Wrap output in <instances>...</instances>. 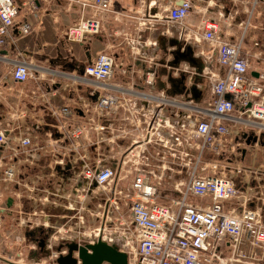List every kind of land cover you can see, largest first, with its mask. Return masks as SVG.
Returning a JSON list of instances; mask_svg holds the SVG:
<instances>
[{"label": "crops", "instance_id": "obj_1", "mask_svg": "<svg viewBox=\"0 0 264 264\" xmlns=\"http://www.w3.org/2000/svg\"><path fill=\"white\" fill-rule=\"evenodd\" d=\"M30 1L13 0L19 10L17 20L30 23L31 32L22 36L16 34L12 42L0 47V129L8 137L5 146L0 148V183L3 184L0 196L7 193L4 200L6 204L7 199L12 198L7 215L3 216L4 223L10 222L11 231L6 242L7 254L0 255L1 264H34L38 260L48 264L50 260L47 256L52 249L50 244L53 248L61 244L60 240L52 244V238H48L50 228L59 231L80 228L83 216L87 215L84 213L88 206L86 202L79 217L76 213L78 210L70 207L71 201L75 202L79 196L83 198L87 195L93 200L92 207L88 206L86 211L91 218L95 217L94 213H99L104 195H97L87 188L81 175L82 166L84 163L95 166L101 162L119 168L122 161L130 156L129 149L135 140L136 152L143 149L137 142L144 126L141 106L153 110L157 109L158 103L135 96L137 91L152 93L155 97L163 92L168 99L178 103L167 106L164 116L173 118L172 111L178 112L180 117L172 120L183 121L187 114L195 116L199 112L197 109H206L203 107L205 100L201 80L205 77L208 80L209 105L212 100L209 75H222L224 72L216 60L208 68V73L190 72V67L185 64L194 68L198 66L197 62L193 64L186 58H175L180 47H184L185 51L187 45L181 39L178 45L175 44L172 31L170 35L162 34L159 31L162 29L161 23L157 18L162 15L164 8L180 4L181 0H112L110 10L98 16L101 25L99 32L83 42L70 41L65 37L67 28L80 18L81 10L75 0H34V7ZM118 3L121 6L115 8ZM194 10L192 8L188 13L185 26L198 34L199 40L203 32L200 24L207 17L195 14ZM235 14L231 20H237ZM141 18L144 24L137 23ZM232 23L227 21L225 27H219L221 37L234 39L247 21L245 23L238 19L235 28ZM258 26L257 31L247 27L245 50L248 51L251 68L264 71V59L258 57L262 48L254 47L252 43L253 40L264 43L263 22H259ZM200 42L195 41L190 46L194 47ZM209 50L212 52L210 47ZM100 52L113 55L114 66L124 67L128 75L114 76V70L105 83L87 76L84 67ZM202 55H205L204 50L194 51L193 56ZM16 60L26 61L31 69L32 76L25 81L19 82L12 78L11 69ZM121 92L124 98L136 97V106L132 108L136 111V124L135 114L130 107L120 109L109 117L99 116L94 108L102 95ZM65 106L71 111L72 117L69 119L60 112ZM66 121L72 127L84 126V133L78 138H71L62 128ZM100 126L106 128L99 130ZM24 136L30 137L32 147L25 148L19 144ZM247 138L244 144L249 146H245L242 156L233 161L251 168L264 166V135L258 142L255 141L256 144L252 140L247 143ZM116 139L119 144L112 145ZM147 148L146 152L156 157L158 146L148 144ZM257 151L259 157H255ZM11 159L16 161L15 179L4 182L2 172ZM256 159V164H250ZM126 164L123 168L128 167ZM166 178L171 186V197H175L177 194L173 182L183 179V175H179L178 171L172 173L166 170ZM128 180L121 181L119 187L127 188ZM258 185L253 178L242 179L241 183H237L242 196L247 194L252 197L246 204L238 201L232 203L237 210H240L239 206L264 210V175L261 177V187ZM260 192L261 197L258 198ZM197 202L200 203V200ZM40 239L44 240L42 251L37 245ZM66 244H62L63 249L67 248ZM245 251L250 252L248 246ZM252 261L253 264L264 261V249L256 250Z\"/></svg>", "mask_w": 264, "mask_h": 264}, {"label": "built area", "instance_id": "obj_2", "mask_svg": "<svg viewBox=\"0 0 264 264\" xmlns=\"http://www.w3.org/2000/svg\"><path fill=\"white\" fill-rule=\"evenodd\" d=\"M74 2L80 7V18L67 28L65 37L70 41L83 42L99 32L98 16L110 10L112 0ZM30 3L35 6L34 0ZM192 8V0H181L180 4L164 8L157 19L162 29L168 26L162 34L170 35L171 28L179 40L183 39L184 45L202 41L209 46L218 66L224 69L222 75H209L212 100L208 108L197 109V115L187 114L185 120L175 122L172 119L179 118V113L172 111L173 118L165 117L164 109L178 103L168 99L163 92L155 97L152 93L137 91L135 96L158 103L157 109L153 110L141 106L144 126L137 142L143 149L136 152L135 140L129 149L130 156L122 161L119 168L101 162L95 166L83 164L81 175L87 188L104 195L99 213L93 214L99 226L88 236L80 228L59 231L51 227L49 235H46L52 238V244L59 240L61 244L53 248L51 242L48 243L52 248L47 256L48 264H57L56 259L67 253V248L63 249L64 242L85 244L98 239L124 251L128 264H253L256 250L264 249V210L247 206H239L240 210H237L232 204L235 201L246 204L252 198L247 194L242 196L238 182L253 178L261 187L264 175V166L245 167L236 161L242 156V149L249 146L244 144V139L254 136L258 142L264 135V71L251 68L248 51L245 50L246 26L230 40L219 35L217 21L205 18L200 24L203 29L201 39L197 40L198 34L185 26V19ZM18 13L13 0H0V47L12 42L16 34L22 36L31 32L32 25L19 22ZM252 43L254 47L262 48L258 57L264 59V43L256 40ZM179 51L183 52L184 47ZM114 67L113 55L100 52L86 64L84 73L105 83L111 78ZM251 72H256L257 77ZM11 75L14 80L22 82L32 73L26 61L16 60ZM122 94L102 95L94 108L99 116L109 117L130 107L136 124V111L132 110L135 106ZM60 112L66 119L72 117L67 106ZM62 128L71 138L84 133V126L72 127L68 121ZM104 128L100 126L99 130ZM237 133L245 137L237 136ZM6 134L0 129V148L8 141ZM19 144L25 148L32 147L29 136L22 137ZM148 144L158 146L156 157L146 152ZM15 164L12 159L7 163L2 172L4 182L15 179ZM124 164L128 167L123 168ZM166 170L183 175V179L173 182L177 195L168 198L170 202L167 204L158 200L162 198L160 188ZM127 178V188H120V182ZM199 200L200 203L197 202ZM8 209L5 202L0 203V231L1 215ZM246 246L250 252L245 251ZM34 264L44 263L38 260Z\"/></svg>", "mask_w": 264, "mask_h": 264}, {"label": "rangeland", "instance_id": "obj_3", "mask_svg": "<svg viewBox=\"0 0 264 264\" xmlns=\"http://www.w3.org/2000/svg\"><path fill=\"white\" fill-rule=\"evenodd\" d=\"M193 2V9H195L194 11L195 14H204L205 17L207 18H212L215 21H217L220 29H222L223 27L226 26V22L227 21H232L233 23V27L236 24V22L239 20H243V22L246 23V21H249V24L247 25L246 23V27L250 28L251 31L258 30V25L259 22H263L264 24V0L260 1V0H192ZM121 5L120 3L116 4L115 8H119ZM236 13V14H235ZM236 15V19L237 20H231L232 15ZM227 19V21H226ZM137 20V19H136ZM139 22H143L142 18L140 20H137V23ZM138 26V24H137ZM245 24H243L242 27H244ZM239 26H237L238 28ZM235 28V27H234ZM165 29H168L167 26H164L163 29H159L160 32L164 31ZM253 29V30H252ZM170 31H172L173 36L172 38H174L175 40L179 41V37L177 35V33L174 32L173 29H169ZM158 34V31H157ZM155 37V36H154ZM182 39V38H181ZM183 40V39H182ZM181 41V40H180ZM151 42L152 39H151ZM175 45V44H174ZM198 46V47H196ZM193 49V55H194V51H199V50H204L205 51V55L203 56H196L197 59V63L196 65L198 66H194V68H192L188 63H186L185 65H188L190 67V69H188V71L190 72H196V73H208V68H211V65L213 66L215 64V56L212 54V52L209 50V46L204 45V43L201 41L198 45L196 44L194 47H192ZM185 60V59H184ZM255 61V60H254ZM124 67H118L117 65H115L114 67V76L115 75H120V76H127L128 73L127 71H124ZM192 69V70H191ZM201 69V70H200ZM207 69V70H206ZM195 70V71H194ZM124 72V73H123ZM188 74V73H187ZM207 75V74H206ZM188 76V75H187ZM186 81L187 77H186ZM203 87H202V91H203V96H204V104L203 107L204 108H208V101H209V93H208V80L207 78H203L201 80ZM131 105L132 106H136V99H132ZM118 139L115 140V142H113L112 145L114 144H119V142L117 141ZM120 141H122L121 139H119ZM116 148L118 146H115ZM117 153H121L118 152L117 150L115 151ZM115 153V154H117ZM260 153L259 151L256 152V156L255 157H259ZM258 159L255 160V162L250 161V164H256V161ZM130 163H128L129 165ZM168 179H163L162 181V186L160 188V192H161V199H158L160 203H165L167 204L168 202V198L171 197V186L167 181ZM113 185V183H112ZM3 188V184L0 183V190ZM6 194L4 193L2 197H0V202H4V200L6 199ZM99 195V194H97ZM164 196H168L167 198H163ZM81 197L79 196V198L75 199L73 201H71V205L70 207H74L75 209H77L78 211H76L77 216H80V212L83 210L84 211V207L85 205H83L84 202H86V204L90 207H92L91 205H93V200L90 199L87 195H85L83 198H81V202L80 199ZM87 206L86 211L89 209V207ZM91 209V208H90ZM95 210V209H94ZM84 212L85 214H87L86 216H83V223L79 224L80 228L82 231H84V233L88 236L89 234H93L92 233V229L97 228V226H99V223L97 220H95V217L91 218L90 214L88 212ZM100 211V210H99ZM96 212V210H95ZM7 213V212H6ZM6 213H2L1 215V219H2V225H1V231H0V255L1 256H5L3 254H7L6 250H7V245L6 242L8 241L7 238L9 236V232L11 231L10 229V222H3L4 221V217L7 214ZM8 219V218H7ZM80 221V219H79ZM228 254V253H226ZM253 262V261H252ZM256 263V261H255ZM259 264H264V261H259Z\"/></svg>", "mask_w": 264, "mask_h": 264}, {"label": "water", "instance_id": "obj_4", "mask_svg": "<svg viewBox=\"0 0 264 264\" xmlns=\"http://www.w3.org/2000/svg\"><path fill=\"white\" fill-rule=\"evenodd\" d=\"M179 3V2H178ZM175 44H179L174 40ZM186 58L189 62L195 64L197 59L193 56V49L190 45H187L185 51L180 53L176 52L175 58ZM251 75L257 77L256 72H251ZM183 76L181 80H183ZM184 88V87H183ZM193 89V88H192ZM252 140L256 141V137L249 136L247 143ZM12 203V198L7 199V206ZM31 233V232H30ZM29 233V235H31ZM42 251L44 247V240L40 239L37 244ZM67 253L60 255L56 262L57 264H128V257L124 251H120L116 246L108 244L101 239L96 240L93 243L78 244L75 242L67 243ZM36 256V252H34Z\"/></svg>", "mask_w": 264, "mask_h": 264}, {"label": "flooded vegetation", "instance_id": "obj_5", "mask_svg": "<svg viewBox=\"0 0 264 264\" xmlns=\"http://www.w3.org/2000/svg\"><path fill=\"white\" fill-rule=\"evenodd\" d=\"M104 199H102V201H103Z\"/></svg>", "mask_w": 264, "mask_h": 264}]
</instances>
